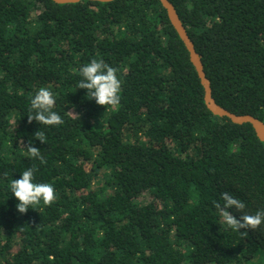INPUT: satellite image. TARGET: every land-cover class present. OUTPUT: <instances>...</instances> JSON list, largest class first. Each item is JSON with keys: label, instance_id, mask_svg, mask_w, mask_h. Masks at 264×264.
I'll return each mask as SVG.
<instances>
[{"label": "trees", "instance_id": "obj_1", "mask_svg": "<svg viewBox=\"0 0 264 264\" xmlns=\"http://www.w3.org/2000/svg\"><path fill=\"white\" fill-rule=\"evenodd\" d=\"M168 1L215 102L264 123V0ZM93 58L118 69V108L77 88ZM41 87L58 127L28 122ZM33 165L57 199L20 214L10 182ZM224 192L264 210V142L207 110L158 0H0V264H264V224L227 228Z\"/></svg>", "mask_w": 264, "mask_h": 264}, {"label": "clouds", "instance_id": "obj_2", "mask_svg": "<svg viewBox=\"0 0 264 264\" xmlns=\"http://www.w3.org/2000/svg\"><path fill=\"white\" fill-rule=\"evenodd\" d=\"M79 74L82 79L78 82L77 88L86 90L87 97L94 99L97 105L105 109L119 107L122 80L117 68L108 65L103 59L93 58L90 63L79 69ZM55 104L54 93L47 87L39 88L30 101L28 122L34 120L45 126L62 125L63 118L53 110ZM35 139L41 143L47 142L44 132L40 130L36 131ZM26 148L31 159H38L41 164L46 163L40 149L32 143H28ZM37 171L38 168L33 165L23 171L19 179H12L10 182V191L18 201L16 207L20 214H26L30 208L34 210L41 203L44 206H51L56 202L57 194L52 184L34 182ZM221 200L224 202L223 205L216 201L213 203L227 228L238 232L245 229L254 231L264 224V210L257 211L254 215L244 213L245 203L228 192L221 194ZM231 209L241 213L239 218L232 214ZM241 235L246 236L247 231L241 232Z\"/></svg>", "mask_w": 264, "mask_h": 264}, {"label": "water", "instance_id": "obj_3", "mask_svg": "<svg viewBox=\"0 0 264 264\" xmlns=\"http://www.w3.org/2000/svg\"><path fill=\"white\" fill-rule=\"evenodd\" d=\"M55 4H77L81 1L85 0H51ZM94 2L100 3H108L114 0H107V2H101V0H91ZM161 7L165 10L166 16L173 30L176 32L178 38L182 42L185 50L188 53V58L190 63L192 64L196 75L199 79V82L203 88V101L207 108V110L214 116L219 118H226L231 123L236 125H245L248 124L255 137L260 141L264 142V123L259 121L257 118L245 114V115H237L234 114L223 107L219 106L212 97L210 83L205 76L203 65L201 62V58L199 54L195 51L193 43L189 39L185 28L183 27L178 14L174 8V6L168 0H158Z\"/></svg>", "mask_w": 264, "mask_h": 264}, {"label": "rangeland", "instance_id": "obj_4", "mask_svg": "<svg viewBox=\"0 0 264 264\" xmlns=\"http://www.w3.org/2000/svg\"><path fill=\"white\" fill-rule=\"evenodd\" d=\"M76 112H77V110H75L74 115H77ZM145 201H146V199H145Z\"/></svg>", "mask_w": 264, "mask_h": 264}]
</instances>
